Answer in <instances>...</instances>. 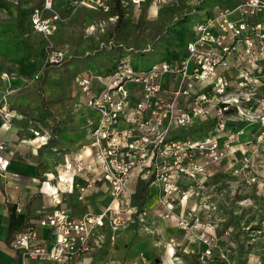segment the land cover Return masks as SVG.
<instances>
[{
  "label": "rangeland",
  "instance_id": "obj_1",
  "mask_svg": "<svg viewBox=\"0 0 264 264\" xmlns=\"http://www.w3.org/2000/svg\"><path fill=\"white\" fill-rule=\"evenodd\" d=\"M74 1L53 0L60 18L57 28L60 21L61 26L56 35L45 37L26 23L30 7L38 0H0V122L4 129H16L20 141L29 142L28 138L41 132L49 135L39 155L51 162L82 142L86 144L81 124L82 108L88 111V106L84 97V105L78 99L77 76L88 70L106 74L113 60L128 61L135 70L179 61L185 56L188 38H194V25L208 14L214 16L216 5L231 7L238 0H161L140 5L124 0L125 6L116 0L112 12L97 19L76 10ZM57 49L63 52V59L50 62V53ZM237 50L228 56L227 66H218L229 83L221 99L237 100L223 113V129L214 132L217 115L213 112L181 126L174 135L184 140L212 136L221 145L229 143L224 156L203 171L196 172L185 163V170L194 172L193 176L174 169L177 174L168 197L159 185L153 191L154 185L136 175L125 193L126 205L132 210L135 199L139 209L147 195H154L157 204H151L152 208L161 207L166 217L185 199L188 213L175 217L192 245L188 251L194 264H264V142L257 140L260 127L254 116L258 100H264V80L254 70L252 78L256 77L257 84L237 86L240 71L246 68L235 54ZM167 78L164 74L163 83ZM104 81L103 76L96 77L94 85ZM239 110L253 117L245 118ZM116 127L124 129L125 123L120 121ZM37 130L41 132L35 133ZM196 159L202 160L198 155Z\"/></svg>",
  "mask_w": 264,
  "mask_h": 264
},
{
  "label": "built area",
  "instance_id": "obj_2",
  "mask_svg": "<svg viewBox=\"0 0 264 264\" xmlns=\"http://www.w3.org/2000/svg\"><path fill=\"white\" fill-rule=\"evenodd\" d=\"M111 1L76 0L72 6L109 14ZM128 1L140 5L146 0ZM125 3L121 0L122 6ZM263 18L264 0H238L194 25V38L186 43L185 56L179 61L135 70L132 63L119 60L105 75L89 72L76 77V84L94 114L86 121L91 136L88 148L91 161L81 156L65 159L56 174V183L69 191L76 187L79 199H83L86 188L97 177L108 183L109 199L101 211L77 218L63 210L46 214L39 225L50 229L52 238L47 241H38L34 226L19 231L11 240V247L19 252L21 264H77V259L91 250L97 227L108 221L117 229L125 223L130 210L125 193L134 175L146 183L159 185L168 197L177 174L174 169L193 176L194 172L185 170V163L196 172L203 171L206 165L224 156L229 143L221 145L212 136L184 140L174 135L181 126L208 118L213 112L217 115L214 132L223 129L226 122L223 113L237 100L221 99L228 92L229 83L218 66H227L228 56L236 48L235 54L246 65L240 71L237 86L243 88L258 82L256 77L252 78L254 70L260 71L258 79L264 80ZM59 20L53 0H42L29 15L32 29L45 37L54 35ZM63 56L57 49L50 53L49 61L58 63ZM164 74L168 76L165 83ZM102 76L105 81L95 86L94 79ZM258 106L254 115L260 127L257 140L264 142V100H258ZM239 112L245 118L249 115L244 110ZM120 121L125 123L124 129L116 127ZM4 147L0 143V170L9 164V159L1 154ZM195 155L202 160H195ZM85 174L89 176L85 184L76 181V176ZM54 192H58L57 187ZM167 205L170 206H164ZM141 213L145 215L144 211Z\"/></svg>",
  "mask_w": 264,
  "mask_h": 264
},
{
  "label": "crops",
  "instance_id": "obj_3",
  "mask_svg": "<svg viewBox=\"0 0 264 264\" xmlns=\"http://www.w3.org/2000/svg\"><path fill=\"white\" fill-rule=\"evenodd\" d=\"M41 1L38 0V3L31 6L28 11L26 23L30 29H32L29 21L30 12L40 5ZM148 1L154 2L155 0H146L145 2ZM111 4L114 8L118 5V1L112 0ZM220 7L227 6L216 5L215 12ZM76 10L82 11L94 19L108 15L84 7H79ZM208 16L209 14L206 15V17ZM60 26L61 21L54 35L58 33ZM188 40L190 39L188 38ZM115 63L116 60H113L110 69ZM87 72L95 73V70ZM78 97L81 104L84 105L81 92ZM82 109L84 116L81 126H83L86 144L82 142L78 148H72L63 153L56 162H51L49 157L43 159L39 155L40 148L46 145L49 135L42 134L37 130L39 133L41 132L40 136H43L46 142L38 136V140L32 136L34 138H28L29 142L20 141L16 129H8L9 127L4 129L0 122V143L5 145L1 154L9 159L7 168L0 170V264H21L19 252L11 247V240L24 228L34 226L38 233V241H47L52 238L50 229L39 225L40 219L46 214L63 210L77 218L87 212L97 213L107 203L109 199L108 183L97 179V177L94 178V184L86 188L83 199H79L76 187L69 191L66 186L56 183V174L60 171L65 159L81 156L85 161H91L88 150L91 136L86 121L94 114L89 107L88 111L84 107ZM53 126L54 122L51 123V127ZM88 177L86 174L76 176V181L85 184ZM152 185H154L152 190L155 191L156 186L155 184L150 186ZM56 187L58 192H54ZM131 193L134 195L133 192L129 194ZM149 193L152 191L150 190ZM131 200L134 201L133 197ZM156 200L154 195H147L145 202L141 201V208L137 209L135 205L139 204L135 199V204H133L135 210L128 211L125 223L117 229H113L108 221L104 226L97 227L92 237L91 250L88 254L80 256L77 259V264H194L190 260L189 252L192 245L186 241L184 232L176 224L175 217L188 213L184 205L186 204L185 199L179 200L176 205L179 209H176L175 213L169 217H166L168 214H165V210L161 207L152 208L154 204H157ZM151 204L153 205L151 206ZM141 211H144L145 215Z\"/></svg>",
  "mask_w": 264,
  "mask_h": 264
},
{
  "label": "bare ground",
  "instance_id": "obj_4",
  "mask_svg": "<svg viewBox=\"0 0 264 264\" xmlns=\"http://www.w3.org/2000/svg\"><path fill=\"white\" fill-rule=\"evenodd\" d=\"M38 137H40V135H38ZM38 137H35V139H37L38 140ZM54 189V188H53Z\"/></svg>",
  "mask_w": 264,
  "mask_h": 264
},
{
  "label": "trees",
  "instance_id": "obj_5",
  "mask_svg": "<svg viewBox=\"0 0 264 264\" xmlns=\"http://www.w3.org/2000/svg\"><path fill=\"white\" fill-rule=\"evenodd\" d=\"M112 9H113V7L111 8V12H112Z\"/></svg>",
  "mask_w": 264,
  "mask_h": 264
}]
</instances>
